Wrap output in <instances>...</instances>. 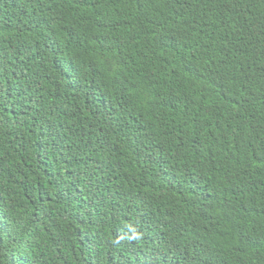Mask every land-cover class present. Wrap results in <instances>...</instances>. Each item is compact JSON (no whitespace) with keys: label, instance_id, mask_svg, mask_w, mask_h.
Masks as SVG:
<instances>
[{"label":"trees","instance_id":"16d2710c","mask_svg":"<svg viewBox=\"0 0 264 264\" xmlns=\"http://www.w3.org/2000/svg\"><path fill=\"white\" fill-rule=\"evenodd\" d=\"M0 264H264V0H0Z\"/></svg>","mask_w":264,"mask_h":264},{"label":"clouds","instance_id":"9594fccd","mask_svg":"<svg viewBox=\"0 0 264 264\" xmlns=\"http://www.w3.org/2000/svg\"><path fill=\"white\" fill-rule=\"evenodd\" d=\"M105 1L108 2L110 6L111 0H105ZM262 36L263 34L261 32L256 31V32H252L251 34L245 36L244 38L252 37L254 39H260ZM235 72L242 74L243 70L235 68ZM248 128L253 132L255 131L253 128H250V127ZM230 146H231V141L222 136L219 146L211 154V158H210L211 162L221 163L226 155L231 154L229 150ZM243 190H244V184H243V177H242L236 182V185H235L236 195L241 194Z\"/></svg>","mask_w":264,"mask_h":264}]
</instances>
